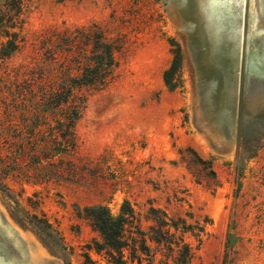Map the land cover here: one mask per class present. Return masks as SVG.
Listing matches in <instances>:
<instances>
[{"label":"rangeland","instance_id":"1","mask_svg":"<svg viewBox=\"0 0 264 264\" xmlns=\"http://www.w3.org/2000/svg\"><path fill=\"white\" fill-rule=\"evenodd\" d=\"M14 20L0 264H264V0H0ZM98 37L115 64L79 86ZM126 202V246L97 250L85 208Z\"/></svg>","mask_w":264,"mask_h":264},{"label":"trees","instance_id":"2","mask_svg":"<svg viewBox=\"0 0 264 264\" xmlns=\"http://www.w3.org/2000/svg\"><path fill=\"white\" fill-rule=\"evenodd\" d=\"M15 11L18 13L17 16L13 18L18 19L22 11L21 6H18ZM1 27L4 29H2V32L8 38L5 43V48H7L6 55H11L18 48L16 40L18 33L15 31L11 32L18 27L17 20L0 26V29ZM1 38L2 35L0 34V42ZM95 50L92 64L83 70V73L78 79H74V82L79 86L105 83L107 79L106 73L115 64L114 48L111 43L103 42V40L98 37ZM174 53L175 58L173 63L170 68L164 72V80L170 90H174L178 87L179 84L176 82L175 76L181 69V54L179 46ZM85 212L93 221L94 227L99 230L102 235V242L96 243V249L101 250L105 248L121 252L126 246V241L124 240L126 223L129 216L133 213L130 204L128 202L124 203L122 212L118 216L112 215L109 207L105 205L87 207L85 208Z\"/></svg>","mask_w":264,"mask_h":264}]
</instances>
